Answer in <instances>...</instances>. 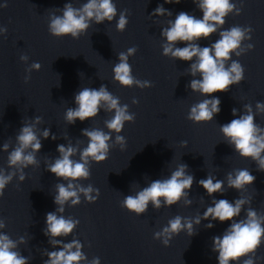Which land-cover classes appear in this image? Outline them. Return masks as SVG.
<instances>
[{
  "label": "clouds",
  "instance_id": "obj_1",
  "mask_svg": "<svg viewBox=\"0 0 264 264\" xmlns=\"http://www.w3.org/2000/svg\"><path fill=\"white\" fill-rule=\"evenodd\" d=\"M165 3H180V0H164ZM196 7L202 12V18H197L187 12H179L175 19L167 21L168 26L162 28L161 37L165 42L161 45L162 55L174 60L191 62L188 74L193 77L188 87L192 92H197L205 97L202 101L193 104L187 115V119L195 124L210 123L220 113L221 101L214 96L215 93L227 92L231 86L239 85L244 80L245 68L232 56L240 57L242 54L254 49V45L244 41L252 39L253 29L241 26H232L230 29L220 30L226 23L229 14L240 15L241 7H237L231 0H193ZM7 5H2L6 7ZM49 14L48 31L57 39L70 36L78 40L87 33L92 23L101 24L105 21L112 22L117 17V6L113 0H87L81 7L76 8L72 3H65L62 9ZM128 10L119 13L116 21V30L124 32L129 23ZM151 16H172V12L158 5ZM219 30V31H218ZM218 32L219 39L209 46H200L201 39H209ZM7 33L6 27H0V35ZM183 43L186 46L179 47ZM137 47L133 46L126 52L118 53V63L113 67V80L122 87H138L140 89L153 87L152 82L139 80L132 74V66L129 57L136 54ZM20 60L27 64L29 57L24 54ZM230 62V63H229ZM42 65L33 62L25 68L24 83L31 80V73L39 71ZM81 76V73H80ZM199 77V78H196ZM211 97V98H209ZM76 107L67 108L64 119L69 125L77 120L84 122L95 119L101 110L113 114L104 121L107 132L100 128L82 129V136L88 140L87 146L81 149L79 142L60 144L57 146L59 156L54 161H45L46 170L54 174L58 180L67 183L55 185L56 194L53 202L57 206L53 212L46 214V227L44 235L49 238V244L53 249H45L47 257L43 264H100V258L94 257L88 260L82 251L83 244L73 237L70 242H64L74 233L80 221L71 216L65 217V206L75 207L81 203V196L87 203H95L99 198V189L91 184L84 186L80 181L91 177V163H103L108 159L112 148L119 146L121 151L126 148L127 141L121 132L126 123L135 122V113L129 112L127 104L122 105L119 98L114 96L106 85L99 89L91 87L81 88L74 96ZM138 104L137 99L132 100ZM243 114L238 115L236 108L232 109V115L238 118L229 123L220 125V132L224 142L231 146L240 157L251 159L257 165V170L264 172V127L255 122L257 115L264 114V102L257 101L255 112L251 104L243 106ZM43 123L40 116L34 117L29 122H24L16 135L14 146L11 142H5L2 150L8 153L7 170L0 168V198H3L6 187L18 178L20 183L26 179L25 169L29 166L39 167L40 161L37 154L42 149V139L56 140L50 128L38 129ZM39 133V135H38ZM113 134L115 138L113 141ZM187 141H181V147H187ZM11 147V151H9ZM79 155V159H73ZM256 177L248 169H236L226 175L227 189H235L239 193L253 185ZM195 177L190 173L188 165L180 163L172 170L170 176L152 180L146 187L140 188L135 194H129L121 201V207L128 212L141 216L149 208V204L155 210L161 207H172L183 202L185 207L193 201L189 198V192L193 186ZM201 186L208 196L225 193V181L217 179L208 173L207 178L200 179ZM19 185H17L18 187ZM203 199V197L201 198ZM249 198L239 197L230 202L227 199H215L206 207L202 215L196 217H182L176 215L169 219L166 226L154 232L153 238L160 240L168 247L174 236L182 231L189 237L196 234L195 226H199L203 220L210 221L205 225L211 229L214 224L211 221L229 222L230 225L222 235L212 238V251L218 253V264H255L256 252L264 244V213H258L249 207L244 219L237 220L245 205L250 204ZM6 228L5 220L0 218V229ZM25 237L21 236L13 240L8 234L0 232V264H29V258L23 256L17 249L21 244H26Z\"/></svg>",
  "mask_w": 264,
  "mask_h": 264
}]
</instances>
